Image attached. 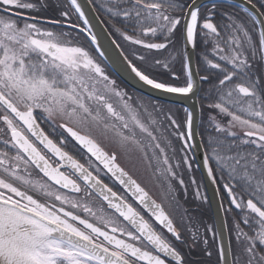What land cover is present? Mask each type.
Segmentation results:
<instances>
[{
  "label": "snow or ice",
  "instance_id": "6c2138e0",
  "mask_svg": "<svg viewBox=\"0 0 264 264\" xmlns=\"http://www.w3.org/2000/svg\"><path fill=\"white\" fill-rule=\"evenodd\" d=\"M209 3L0 0V264H192L185 248L199 251L198 264H264V0ZM114 33L138 47L129 54ZM201 45L194 68L188 48ZM111 48L119 51L115 63ZM99 58L142 86L191 99L184 131L172 108L130 96ZM178 59L182 75L173 68ZM161 69L169 78L156 75ZM205 107L206 138L195 130ZM170 136L183 142L180 152L201 137L203 168L225 216L219 229L185 207L181 173L191 163L186 154L177 158ZM137 165L170 211L133 177ZM95 198L112 212L94 207Z\"/></svg>",
  "mask_w": 264,
  "mask_h": 264
},
{
  "label": "flooded vegetation",
  "instance_id": "af4514ba",
  "mask_svg": "<svg viewBox=\"0 0 264 264\" xmlns=\"http://www.w3.org/2000/svg\"><path fill=\"white\" fill-rule=\"evenodd\" d=\"M97 3H99V0H97ZM99 16H100V19L102 21H104V25L106 27L109 28V31H111V25H110V20H112V18L106 14L102 9L97 13ZM51 15V13L49 14ZM71 22L72 23H76L77 22V19L71 17ZM67 30V29H65ZM114 35H116L114 33ZM179 32L177 33V37H179ZM116 38L119 40V42L121 43V46L125 49L126 52H128L129 54H131V52L134 50V48L138 47V46H133L131 44H129L128 42L126 41H123L122 38H120L118 35H116ZM145 39H150V38H145ZM80 41L82 43L85 44V46H88V42L87 40L85 39L84 35L83 34H80ZM93 54L95 55V51H94V48H93ZM101 60V63H102V66H105L106 67V70H107V73L108 75L116 80L117 84L123 88L125 91L128 92V94L134 98H137V99H142L143 101L147 102V101H152V102H155L157 104H160V105H163L166 109L167 108H175V105H171V104H166V103H163V102H159V101H156V100H152L150 98H147L137 92H135L134 90H132L131 88H129L124 82H122L114 73L113 71L107 67V63L105 61H103V58H99ZM139 63V62H137ZM174 70L178 73V74H182V65H181V62L180 60L178 59L176 61V63L174 64L173 66ZM161 71H164L166 72V70H158L157 72H161ZM178 107V106H177ZM179 109L181 110V112L183 113V117L185 115L184 113V110L182 107H179ZM35 114L37 115V117L39 118L41 116V113L39 110H36ZM203 110H202V113H200V124H201V118L203 117ZM220 119V118H218ZM38 122L41 124V127L45 129L46 132H50V127H49V124L43 120H39L38 119ZM222 122V121H221ZM222 123H226V121L222 122ZM0 124H2V122H0ZM199 128H200V125H199ZM180 131H184V129L180 128ZM67 135V134H65ZM175 137V136H174ZM172 142H173V145L174 147L177 149V158H182L185 154L189 157V160H190V163H191V170L189 171L187 166H184L183 169H182V176L186 182V184L188 185L187 187V191L185 193V191H183L185 193V195H181L182 194V189H180V195H181V199L182 201H186V207L190 210L191 214L193 215H198L199 218L206 224H212L213 225V222H212V217L210 215V219L208 218V215H207V212L203 209L205 204L206 203H203L200 199H197L196 198V186L193 185L191 183L192 181V178H195L196 182L201 186L200 188V191L202 194H205L204 192V187H203V184H202V181H198V179L193 175V172H192V162H191V152H190V148L186 150V152H180V148L182 146V144H174V139H173V136H170ZM58 139V137H57ZM71 139V138H69ZM72 143L74 144L75 142L72 141ZM105 142L102 141V145L104 144ZM183 143V142H182ZM79 147V146H77ZM66 150H71V149H66ZM107 150L111 151V147L109 146L107 148ZM73 155H75L78 159L81 160L82 163H87V161L85 160V158L81 155L80 152L78 151H74L72 153ZM50 155V154H49ZM137 158L139 157V154L137 153L136 154ZM94 160V158H92ZM119 163H121L122 166H125L126 168H130V165L127 164V162L125 161V158L123 156H120L119 158ZM98 163V162H97ZM174 163V162H173ZM195 165V164H194ZM102 167V166H101ZM33 172L35 175H42V174H39L38 173V170H34L33 169ZM131 174L133 175V177L135 179L138 180V182H140L142 184L143 187H145L146 191L149 192V194L157 200V202H160V203H164L163 201V196H162V190L160 187L157 186L156 182L153 181L151 178H150V173L144 168L142 167L141 165H137V170H133L131 172ZM46 179V178H45ZM106 183H108L109 181L105 180ZM150 186L152 188V191L149 190V188L147 186ZM111 186V185H110ZM114 190L118 192V194L122 195V196H126L127 199H128V202L129 203H132L133 204V207H136L138 211H141V214L145 216L146 219H149V221L154 225L155 228H157L159 231H162L164 232V234L169 238V239H173L171 237V234L167 233L166 229H163L162 226H160L158 223L155 222L154 218L151 217V215L146 212L141 206L138 205V203L134 202L133 198L130 196V194H127L125 192V190L119 186V185H116L114 187ZM154 191V192H153ZM192 191V192H191ZM224 201L225 203H227V196L226 194H224ZM93 206L94 207H97V208H100V207H103L104 210L106 212H109L111 213L112 210H110L108 208V206L100 199V198H95L94 202H93ZM164 206L166 208V210H169L167 209V204L164 203ZM170 211V210H169ZM82 216L84 215V213H80ZM211 214V213H210ZM117 217H118V214H116ZM118 219H120L121 221H123V218L122 217H118ZM228 219V223L229 225H231L232 223V216L229 215L227 217ZM209 239H211V234H209ZM184 252L187 256V259L192 262V264H198V262L200 260L203 259V257L200 255L199 251L196 250V251H189L187 248L184 249Z\"/></svg>",
  "mask_w": 264,
  "mask_h": 264
},
{
  "label": "water",
  "instance_id": "95a60500",
  "mask_svg": "<svg viewBox=\"0 0 264 264\" xmlns=\"http://www.w3.org/2000/svg\"><path fill=\"white\" fill-rule=\"evenodd\" d=\"M203 2L210 4L209 0H203ZM225 2L226 3H232L233 0H225ZM89 15H90V17H92L94 14L89 12ZM92 23L94 25V28H93L94 31H98V32L101 31V27L95 19L92 20ZM101 42L104 43L105 46H107L108 42L104 36L101 37ZM188 51L193 57V66L195 68V52L192 51L191 47L188 48ZM109 55L111 56L112 61L114 63L120 60L119 51L116 50L115 48L110 49ZM110 69L113 71L112 68H110ZM113 72L120 80H122L130 88H132L133 90L143 94L144 96H147V97L152 98L154 100L178 105V106H181L184 108L185 107H191V105H192L191 99L181 100L179 97H177L175 95L166 94V93H163V92L158 91V90H153L148 86H142L141 84L137 83V81L135 79H133L132 76L129 75L128 72H126L124 70L113 71ZM199 123H200V113H197V126L195 129L197 131H199ZM189 143H191V145H192L190 150H191L193 159L195 161V164L198 168V171L201 175L206 195L208 196V202H209L214 226L217 229H219L223 223V220L225 219V216L223 213L218 212V204L220 201H219V198L215 195V191H214L215 186H213L209 183V181L207 180L206 170L203 168L202 158H203L204 150H203V148L200 147V144H201L200 137L199 136L196 137V139L194 141H191ZM105 203L107 204V202H105ZM225 236H226L225 243H227V233L225 234Z\"/></svg>",
  "mask_w": 264,
  "mask_h": 264
},
{
  "label": "trees",
  "instance_id": "16d2710c",
  "mask_svg": "<svg viewBox=\"0 0 264 264\" xmlns=\"http://www.w3.org/2000/svg\"><path fill=\"white\" fill-rule=\"evenodd\" d=\"M209 7H210V4H209ZM238 11H240V10H238ZM240 15L243 18L247 19V14L246 13L240 11ZM72 17L76 19V16L75 15H73ZM202 47H203V45H201L200 47H198L196 49V51H195L196 60L199 58L198 57V53L201 51ZM156 75H158V77L160 79H167V78H169V74L167 72H164V71L157 72ZM180 75H182V74L180 73ZM205 87H207V85H205ZM209 111L210 110L207 107H205L203 109V115L204 116L201 118V124H200V128H199V132L203 133L205 138L207 137L208 132L210 131V129L208 128V115H209ZM173 113L175 115V118L181 124V126L183 128V123H184V120L186 119V116L184 115V117H183V113L181 112V110L177 106H175V108H173ZM218 118H220V117H218ZM224 121H226V120H222V122H224ZM173 139H174V144H177V143L178 144H182V141H180L176 136L175 137L173 136ZM191 162H192V166H193V168H192L193 175L198 179V181H201V177L199 175V172H198L196 166L194 165V161L192 159V156H191ZM203 209L207 212V215H208L209 220H211L210 219L211 218L210 217L211 214H210V209H209L208 202L205 204V206H204Z\"/></svg>",
  "mask_w": 264,
  "mask_h": 264
},
{
  "label": "rangeland",
  "instance_id": "374dc122",
  "mask_svg": "<svg viewBox=\"0 0 264 264\" xmlns=\"http://www.w3.org/2000/svg\"><path fill=\"white\" fill-rule=\"evenodd\" d=\"M144 102H145V101H144ZM147 187L149 188L150 191H152V188H151L149 185H148ZM180 191H181V190H180ZM183 191H184V189H182V194H181V195H185V193H184ZM153 192H154V191H153ZM185 207H186V203H185Z\"/></svg>",
  "mask_w": 264,
  "mask_h": 264
},
{
  "label": "bare ground",
  "instance_id": "6f19581e",
  "mask_svg": "<svg viewBox=\"0 0 264 264\" xmlns=\"http://www.w3.org/2000/svg\"><path fill=\"white\" fill-rule=\"evenodd\" d=\"M195 62H196V57H195Z\"/></svg>",
  "mask_w": 264,
  "mask_h": 264
}]
</instances>
